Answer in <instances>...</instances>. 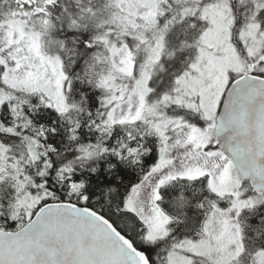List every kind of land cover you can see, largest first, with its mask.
Here are the masks:
<instances>
[{"label":"rangeland","instance_id":"1","mask_svg":"<svg viewBox=\"0 0 264 264\" xmlns=\"http://www.w3.org/2000/svg\"><path fill=\"white\" fill-rule=\"evenodd\" d=\"M18 1L21 11L0 22V60L5 65V79L14 91L25 90L46 106L66 113V74L54 51L57 43L50 38L54 25L45 24L48 40H43L44 31L35 29V23L21 15L26 6L34 7L36 13L44 11L51 0ZM161 1L120 0L121 23L137 31V40L149 37L153 29L156 32L152 43L149 41L142 51L145 58L137 73L135 54L123 41L109 48L110 68L100 79L106 91L101 105L106 124L145 120L162 141L159 160L132 187L125 207L144 223L146 242L164 239L170 235L171 220L161 208V190L173 181L205 177L219 199L210 202L212 208L196 238L175 239L167 245L163 264H264V246L247 245L246 222L240 220L242 212L264 206V194L251 189L214 141L216 118L229 82L246 71L264 72V15L259 16L264 0H241L242 4L250 3L242 12L244 26L238 32L244 55L233 40L235 18L228 1H206L200 6L204 0H177L187 7L176 16L187 14L182 21L195 36L188 44L176 38L174 43L170 41L173 26L158 29ZM110 7L95 10L92 17L97 23L104 21L102 17H109L105 21L111 25L117 22L112 10L103 12ZM188 48L193 56L182 73L174 76L170 87L160 90L158 97H150L149 83L163 53L174 55ZM158 70L163 72L162 64ZM11 100L18 111L17 104L23 101L13 92L0 93V105ZM95 153L93 150L90 155ZM26 183L17 182L11 206L25 208V217L30 218L52 192L42 182L32 184V189L26 188Z\"/></svg>","mask_w":264,"mask_h":264},{"label":"trees","instance_id":"2","mask_svg":"<svg viewBox=\"0 0 264 264\" xmlns=\"http://www.w3.org/2000/svg\"><path fill=\"white\" fill-rule=\"evenodd\" d=\"M206 1L215 3L218 0H204L199 5L203 6ZM226 1L234 12L233 40L240 49L242 42L238 32L244 26L242 12L250 3ZM119 2L51 0L44 11L38 13L34 7L26 6L21 15L26 21L35 23V29L44 31L43 40H48L45 24L48 27L49 24L54 25L50 38L57 43L54 51L60 56L66 74L69 110L59 113L39 102L38 96L28 94L25 90L11 89L5 79V65L0 60V93L6 95L13 92L23 101V104H17L18 111L13 100L1 103L0 114L6 115L9 120L12 115H19V121L28 124L19 137H14L19 141L24 140L25 144L24 150L18 145L16 149L17 180L24 179L26 175L28 178L23 180L25 183L26 180H34L31 184L27 181L26 188L32 189V184L42 182L52 192V196L42 200L37 207L55 201H69L90 207L110 220L137 248L144 251L151 264H163L167 245L175 239L196 238L212 208L210 202L219 198L211 192L205 177L173 181L161 190L160 198L161 208L171 220L170 235L155 242L143 239L144 223L135 213L126 209V200L132 187L159 160L162 141L150 130L145 120L135 123L116 122L112 125L105 121L106 115L101 105L106 91L100 79L110 68L109 48L115 43L126 42L135 54L134 72L137 73L145 58L142 51L148 47L146 45L149 41L152 43V34L156 32L153 29L149 37L141 36L137 40V31L121 23L123 17L119 16ZM19 3L18 0H0V22L21 11ZM183 3H177V0L161 1L158 29L168 30L173 26L169 38L172 43L176 38L188 44L192 36L195 37L182 21L187 14L178 17L179 10L183 11L182 8L187 7ZM251 4L254 6V3ZM108 5L111 7L103 12L112 10L117 22L111 25L112 22L105 21L109 17H102L104 21L97 23L92 17L95 10ZM262 15L264 9L259 11V16ZM177 52L174 55L163 53L161 56L149 83L152 88L150 97H158L160 90L168 89L171 79L182 73L193 56L189 48ZM160 64L163 72L158 70ZM249 72L264 76L262 71ZM6 118H3V123ZM1 136L3 142L7 143L9 138ZM93 150L96 153L90 155ZM9 154H12V148ZM9 171L13 173L15 169L10 167L7 169ZM9 188L0 185V228L16 230L29 218L25 217V208L16 207L14 212L8 209L7 201L11 196ZM241 219L246 222L244 239L247 245L264 246V206L257 211L242 212Z\"/></svg>","mask_w":264,"mask_h":264},{"label":"water","instance_id":"3","mask_svg":"<svg viewBox=\"0 0 264 264\" xmlns=\"http://www.w3.org/2000/svg\"><path fill=\"white\" fill-rule=\"evenodd\" d=\"M214 141L239 176L264 194V76L244 72L223 95ZM0 264H151L110 220L69 201L41 205L17 230L0 228Z\"/></svg>","mask_w":264,"mask_h":264},{"label":"flooded vegetation","instance_id":"4","mask_svg":"<svg viewBox=\"0 0 264 264\" xmlns=\"http://www.w3.org/2000/svg\"><path fill=\"white\" fill-rule=\"evenodd\" d=\"M3 118H6V115H1L0 114V162L3 167L1 173H0V185L4 186H9L11 196L10 200L7 201V206L9 207L8 209L11 212L15 211L16 205L11 206V201H12V196L16 193V184H17V166H18V154H17V145L23 149L24 140H18L14 139V137H19V134H21L24 130H26L28 124L26 122H20L19 121V115H12L11 120L7 119L5 120V123L2 121ZM5 135L7 136L8 142L4 143L2 140V136ZM12 148V154H9V150L11 151ZM24 150V149H23ZM22 150V151H23ZM6 156V158L4 157ZM33 163V162H32ZM0 166V169L2 168ZM13 167L15 171L13 173L11 171L7 172V169ZM7 172V173H6ZM29 175V174H28ZM25 178H28L26 175L23 176ZM32 179V178H31ZM28 183H33V179L31 180H26ZM10 205V206H9ZM11 215V214H9Z\"/></svg>","mask_w":264,"mask_h":264}]
</instances>
